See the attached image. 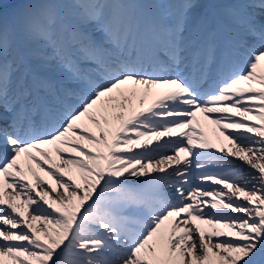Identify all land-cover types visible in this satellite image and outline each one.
<instances>
[{
  "label": "snow or ice",
  "instance_id": "obj_1",
  "mask_svg": "<svg viewBox=\"0 0 264 264\" xmlns=\"http://www.w3.org/2000/svg\"><path fill=\"white\" fill-rule=\"evenodd\" d=\"M0 264H264V0H0Z\"/></svg>",
  "mask_w": 264,
  "mask_h": 264
},
{
  "label": "bare ground",
  "instance_id": "obj_2",
  "mask_svg": "<svg viewBox=\"0 0 264 264\" xmlns=\"http://www.w3.org/2000/svg\"><path fill=\"white\" fill-rule=\"evenodd\" d=\"M197 115H198V119H200L205 125L204 131L206 132V134L209 137H214L215 139H217L218 143L223 142L224 146L227 147L228 146L227 141H224L223 137L219 135V132L216 130V126L207 121H204L203 116L201 114L198 113Z\"/></svg>",
  "mask_w": 264,
  "mask_h": 264
}]
</instances>
